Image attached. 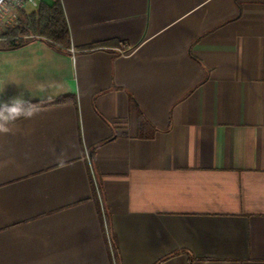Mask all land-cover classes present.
<instances>
[{
    "label": "crops",
    "instance_id": "1",
    "mask_svg": "<svg viewBox=\"0 0 264 264\" xmlns=\"http://www.w3.org/2000/svg\"><path fill=\"white\" fill-rule=\"evenodd\" d=\"M60 1L0 37V100L71 96L0 136V264H264V0Z\"/></svg>",
    "mask_w": 264,
    "mask_h": 264
},
{
    "label": "trees",
    "instance_id": "2",
    "mask_svg": "<svg viewBox=\"0 0 264 264\" xmlns=\"http://www.w3.org/2000/svg\"><path fill=\"white\" fill-rule=\"evenodd\" d=\"M27 36L50 40L66 49L70 46V33L60 0H52L50 4L41 2L34 10L20 17L19 23L1 33L10 47L23 44ZM71 100L70 95L45 101H31L38 105L60 104Z\"/></svg>",
    "mask_w": 264,
    "mask_h": 264
},
{
    "label": "clouds",
    "instance_id": "3",
    "mask_svg": "<svg viewBox=\"0 0 264 264\" xmlns=\"http://www.w3.org/2000/svg\"><path fill=\"white\" fill-rule=\"evenodd\" d=\"M4 90L5 87L0 89V93L3 94ZM40 111L36 104L25 100L22 95L7 101L0 100V136L15 135L20 131V123L33 118Z\"/></svg>",
    "mask_w": 264,
    "mask_h": 264
},
{
    "label": "built area",
    "instance_id": "4",
    "mask_svg": "<svg viewBox=\"0 0 264 264\" xmlns=\"http://www.w3.org/2000/svg\"><path fill=\"white\" fill-rule=\"evenodd\" d=\"M42 0H0V19L6 23H16L20 13L27 14L29 9L37 8ZM32 37V36H30ZM121 53H123L120 50Z\"/></svg>",
    "mask_w": 264,
    "mask_h": 264
},
{
    "label": "rangeland",
    "instance_id": "5",
    "mask_svg": "<svg viewBox=\"0 0 264 264\" xmlns=\"http://www.w3.org/2000/svg\"><path fill=\"white\" fill-rule=\"evenodd\" d=\"M23 15L24 14L20 13L18 15L17 22L16 23H11V24L6 23V19L5 18L0 19V37H1V33H3L5 30H7L8 28H12V27L16 26L19 23V21H20V17H22Z\"/></svg>",
    "mask_w": 264,
    "mask_h": 264
}]
</instances>
